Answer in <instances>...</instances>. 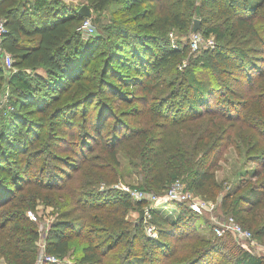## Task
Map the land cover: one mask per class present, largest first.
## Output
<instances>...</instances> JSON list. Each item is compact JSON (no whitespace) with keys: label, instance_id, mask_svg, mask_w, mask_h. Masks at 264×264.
<instances>
[{"label":"trees","instance_id":"obj_1","mask_svg":"<svg viewBox=\"0 0 264 264\" xmlns=\"http://www.w3.org/2000/svg\"><path fill=\"white\" fill-rule=\"evenodd\" d=\"M146 1L149 8L141 9ZM191 1L0 0L5 26L0 39V217L10 214V205L16 208L11 219L0 222V257L12 264L37 263L34 242L40 235L26 217L23 187L67 189L66 176H81L98 159L103 161L98 171L113 179L125 153L139 180L136 189L162 195L173 181L185 178L189 190L214 196V168L220 154L238 142L236 124L257 139L248 151L258 150L244 154L230 184H218L224 191L220 205L229 216L260 225L256 235L264 236V0H201L203 7L215 2L219 16L231 19L248 38L223 44L221 28L210 25L203 35L213 36L214 46L195 52L189 44L172 47L166 34L171 25L185 28L179 8ZM83 5L91 12L93 35L80 29ZM3 53L11 56L9 68ZM185 55L187 64L181 74L175 72ZM41 168L49 169L46 183ZM76 193V206L60 212L45 233L44 254L61 260L72 239L100 231L106 236L88 239L73 264H145L148 253L134 252L136 239L131 240L144 230L143 211L137 223L129 224L132 230L108 215L115 206L128 209L129 195L111 187ZM171 203L184 210L172 219L158 206L148 208V223L164 238L182 239L177 232L199 215L184 203ZM74 209L80 215L70 219ZM90 209L96 213L88 214ZM88 220L97 226L88 227ZM142 236L145 247L163 248L176 260L183 253L185 264L213 248L201 252L190 242L180 246ZM120 243L124 246L115 252ZM233 264H264V259L245 250Z\"/></svg>","mask_w":264,"mask_h":264},{"label":"rangeland","instance_id":"obj_2","mask_svg":"<svg viewBox=\"0 0 264 264\" xmlns=\"http://www.w3.org/2000/svg\"><path fill=\"white\" fill-rule=\"evenodd\" d=\"M74 5H79L81 0H74ZM150 1H146L145 4L141 5L140 8H149L148 4ZM188 5V4H187ZM115 9V6H111V10ZM179 17L180 20L185 24V28L180 29L178 28V25H171L168 27L166 34L168 38V42L172 47L175 48H183L186 44H189L190 50L192 52H195L200 49H205V43L206 40H209L210 38L214 41L213 36L208 37L203 35V30L210 25H218L222 33L224 35V41L223 44L226 42L234 44L236 40H244L247 39L248 36L246 33H244L241 30H238L235 28L233 25V22L231 19H227L224 16H219L217 12V5L215 2H211L203 7L201 5V0H192L191 4L188 6H182L179 8ZM194 20H198L199 22V27L196 32H193V25H194ZM194 35L199 36V41L198 42V48L192 49L191 46V40L194 37ZM236 35V36H234ZM263 35V34H261ZM230 41V42H229ZM223 42V41H222ZM250 44V43H249ZM188 59L187 56L185 55L183 57V64L179 66V69L175 70V72L181 74V70L184 66V63L187 64ZM260 63V62H259ZM262 65V64H261ZM262 68H264V65H262ZM180 74L177 78H174L175 80H178L180 78ZM243 91L248 92L245 88H243ZM115 111V110H114ZM116 112V111H115ZM135 118H130L129 123L134 124ZM140 120V119H139ZM235 134H236V139H238V142H236L235 145L229 146L227 149H225L221 154H220V159L218 161V165L216 168H214L215 171V180L217 187H213L211 190L212 194L214 191V196L210 197H203L199 195L196 191H191L188 189V185L186 182V179L183 178V181H181L183 185V192L188 193L192 199H196L199 202H203L206 204L213 205L214 209L211 213L207 214H202L199 216H191V221H190V226L182 227L180 228V232H177V236L179 237V233L181 234L180 237H183L182 239L179 238H170V237H162L160 232H157V230L154 229H149L150 224H148V220H150V216L146 210L148 208L154 207V203L144 199V200H136L132 196L129 195V198L131 200V206L128 209L117 208L115 211H109L108 210V215L112 217L113 221L119 222L118 220L122 221V225L127 230H132V225L133 223H137L138 220L140 219L141 216V211H143L144 214V226H143V231L142 234L145 235L146 237H150L152 239H157L160 238V240L164 243H177V244H183L184 242H190V245L193 246L195 249H200L201 252L208 246L213 245V248L208 249L205 251L206 254H203L201 256H197L195 258H191L189 261L195 260L194 262H197V264H233L235 258L240 254L241 251L247 250L249 253H251L254 256L261 257L264 259V236L263 237H258L256 235V231L258 230L259 226H253L250 225L248 222L242 219V217L237 218L233 217L234 220L240 224L243 228L249 230L252 233V239L251 240H245L239 238L236 234L232 233H227L223 238H218L216 237L214 230L211 225V219L212 217L218 218L219 220H224L229 217L228 213H225V209L221 208V199L224 195V191L218 189V184H220L222 187L226 186L227 183H231L232 179L235 177L233 176L234 173L237 171L238 166L241 164L243 161V156L244 154L248 151V148L254 143V140H257L256 137L253 135V133L249 130H247L244 127H240L239 124H236L235 127ZM241 140V144L239 142ZM262 145V144H261ZM96 150V145H93ZM250 149L248 151L249 153H255L257 152L258 149L251 151ZM59 154H62L61 152H58ZM64 156V155H63ZM99 157H102L101 154H98ZM103 158V157H102ZM119 159L121 160V165L119 168H117L115 171L116 173L113 176V179L105 178L104 174L100 173L98 171L99 169L97 166H101L103 164V161L95 160L94 165L95 167L89 168L87 171H85L83 174L77 175V173H73L70 178H64L62 180L63 183H65L68 188L64 190L57 191L56 189H51L47 190L44 188H37V187H32V185H25L23 187V192H26L24 195V204L28 205L29 208L26 210V217L30 222L34 224V227L37 229L40 239L36 240L34 242V246L37 249V263L36 264H73L79 255L80 251V246L86 244L88 239H95V237L99 236L100 238H104L106 235L104 232L100 231H94L93 233H90L89 237H77L75 239H72L70 242L71 248L68 249L67 255L59 260L55 258V262H46L44 260L45 254H44V236L47 230L49 229L51 223L55 220L56 217H58L59 213L65 210H71L76 206L77 200H76V191H81L86 188H92L94 190H97L99 192H104L108 188H117L118 190H121L123 192H126L122 190L123 188H129V189H135L139 188V180L135 177V174H131V171L128 167V159L125 153L122 155H119ZM48 164V161H47ZM45 167V165L43 164ZM61 167L66 168L64 165L60 164ZM45 170V171H44ZM49 169L44 168L40 169L39 172H41V178L43 179V182H47L48 176H47V171ZM68 172H71L68 170ZM106 172V171H105ZM111 177L110 175H108ZM251 182H254V178L249 179ZM172 184V183H171ZM171 184L169 185L168 188L171 187ZM29 186V187H27ZM55 187V186H54ZM145 192H151L149 190H144L140 189ZM168 190V189H167ZM166 190V191H167ZM127 193V192H126ZM128 194V193H127ZM155 194V193H154ZM157 195V194H156ZM160 196V195H159ZM79 197V196H78ZM15 201L16 198H15ZM137 202H140V205H138ZM34 207L31 209L30 207ZM163 207H166L165 209H161L160 212L163 214H166V216H171L172 219L177 217V214L179 213L180 210H184V207H180L179 204L176 203H171L168 205V203L162 204ZM160 205V206H162ZM159 206V205H158ZM8 210L10 214L8 213L5 216V212H3L2 216L0 217V222L2 220L6 219H11L10 216L12 215V212L15 213V206H9ZM224 209V210H223ZM90 213L88 214H95L96 212L93 209H90ZM72 214L70 219H73L76 216L80 215V211L77 209H74L72 211ZM105 213H103L104 215ZM15 215V214H13ZM107 216V214H105ZM231 216V215H230ZM15 218V217H14ZM170 218V217H169ZM170 220V219H169ZM113 221H110L113 222ZM264 219H262V222ZM143 222V221H142ZM88 227H96L97 225H93L91 221H86L85 223ZM122 228V227H121ZM131 233V232H130ZM99 234V235H98ZM141 234V236H142ZM188 234V235H187ZM132 234L130 236L132 237ZM187 235L189 238L186 239L184 236ZM129 236V237H130ZM140 236V237H141ZM138 237H133L131 240L136 239V245H134V252L136 251H142L145 250L148 254L145 256L144 263H153V264H185L181 260L182 254H177L178 260H176V254L170 255L167 253V255L163 254L161 250L163 248H148L147 246L145 247L143 237L141 238ZM216 238V239H215ZM93 240V241H94ZM98 243V242H97ZM124 246L123 243H120L115 250V252H118L122 247ZM173 246V245H171ZM181 246V245H180ZM186 246V245H185ZM107 246H103V249H106ZM212 247V246H211ZM171 249L167 250L166 252H170ZM206 250V249H205ZM184 251V247H183ZM220 251V252H218ZM195 253V252H193ZM196 255V254H195ZM194 256V254H193ZM201 258V259H200ZM193 262V263H194ZM191 263V264H193ZM0 264H12L11 262H7L4 257H0ZM190 264V262L188 263Z\"/></svg>","mask_w":264,"mask_h":264},{"label":"built area","instance_id":"obj_3","mask_svg":"<svg viewBox=\"0 0 264 264\" xmlns=\"http://www.w3.org/2000/svg\"><path fill=\"white\" fill-rule=\"evenodd\" d=\"M66 4L74 3V0H62ZM81 31L85 35H93L96 31L95 26L92 24L90 17H86L80 26ZM5 32V26L3 21L0 19V39L3 33ZM211 37V36H210ZM199 36L194 35V37L191 40V46L192 49L198 48V42ZM214 46L213 40L210 38L209 40H206L205 47L211 48ZM3 63L4 65L9 68L12 63L11 56L8 53H3ZM122 190L126 191L128 195L132 196L134 199L138 200H148L156 206H160L162 204H166L168 202H179L184 203L186 206L195 212L198 215L211 213L214 209L213 205L206 204L203 202H199L196 199H192L191 196L188 193L183 192V185L179 179H176L172 182L171 187L168 188V190L162 194V195H156L153 192H145L140 189H129V188H123ZM211 225L214 230V233L217 238H222L227 233L236 234L241 239L245 240H251L252 239V233L240 226L232 216H229L228 218L224 220H219L218 218L212 217ZM149 223L147 224V226ZM154 229L152 225L149 228ZM44 260L46 262H55L54 256H45Z\"/></svg>","mask_w":264,"mask_h":264},{"label":"water","instance_id":"obj_4","mask_svg":"<svg viewBox=\"0 0 264 264\" xmlns=\"http://www.w3.org/2000/svg\"><path fill=\"white\" fill-rule=\"evenodd\" d=\"M78 14L80 16H85V17L91 16V12L89 11V9L86 5H83L80 7V9L78 10ZM198 29H200L199 22H198V20H194L193 32H196Z\"/></svg>","mask_w":264,"mask_h":264},{"label":"crops","instance_id":"obj_5","mask_svg":"<svg viewBox=\"0 0 264 264\" xmlns=\"http://www.w3.org/2000/svg\"><path fill=\"white\" fill-rule=\"evenodd\" d=\"M158 207H160L161 209H165L166 207H163V205L162 206H158Z\"/></svg>","mask_w":264,"mask_h":264}]
</instances>
